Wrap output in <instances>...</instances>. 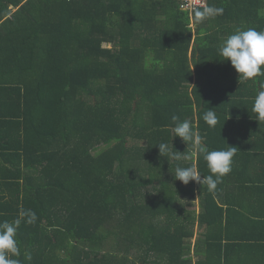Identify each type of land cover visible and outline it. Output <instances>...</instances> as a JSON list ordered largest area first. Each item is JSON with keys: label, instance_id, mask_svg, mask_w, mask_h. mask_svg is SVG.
<instances>
[{"label": "trees", "instance_id": "obj_1", "mask_svg": "<svg viewBox=\"0 0 264 264\" xmlns=\"http://www.w3.org/2000/svg\"><path fill=\"white\" fill-rule=\"evenodd\" d=\"M180 3L0 0V222L37 217L18 229L21 264H235L234 252L242 264L260 251L264 121L251 109L264 76L239 82L218 50L264 30V0H206L224 11L202 22L204 7ZM173 115L207 150L237 148L214 192L174 179L177 166L211 173Z\"/></svg>", "mask_w": 264, "mask_h": 264}, {"label": "clouds", "instance_id": "obj_2", "mask_svg": "<svg viewBox=\"0 0 264 264\" xmlns=\"http://www.w3.org/2000/svg\"><path fill=\"white\" fill-rule=\"evenodd\" d=\"M223 11L221 7L208 6L202 11H196L195 17L197 22H202L205 19L223 15ZM218 51L222 60L230 61L231 66L238 73L239 82L255 81V78L264 76V30L258 31L254 27L237 29L222 42ZM251 111L259 123L264 121V90L258 91L255 95ZM171 119L175 137L182 138L187 144L195 140L211 173L208 176H202L195 166H177L174 179L185 185L194 181L200 185H206L208 191L214 192L218 184L222 182V178L232 171V161L237 148L228 146L226 149L209 151L201 142L202 138L196 137L191 121L181 120L176 115H173ZM203 120L210 127H215L218 123V114L213 109H208L203 115ZM157 145L161 156L166 157L170 154L173 159H181V153L172 151L167 143L162 142ZM36 219V213L28 209L21 211L18 218L12 221L0 222V264H21L19 259L21 250L17 240L18 229L22 221L31 225ZM24 256L27 261H31V253H25Z\"/></svg>", "mask_w": 264, "mask_h": 264}, {"label": "crops", "instance_id": "obj_3", "mask_svg": "<svg viewBox=\"0 0 264 264\" xmlns=\"http://www.w3.org/2000/svg\"><path fill=\"white\" fill-rule=\"evenodd\" d=\"M197 212L199 211V206L196 205L193 207ZM264 220V218H260L259 222H262ZM238 239H240V237L242 236V233L240 231L236 232ZM198 238L197 232L195 234V237L192 239V244H195L196 240ZM257 240L251 241V244H254L256 246V249L260 251L253 254H246V256L244 255V257L242 256L243 259V263L242 264H247V262H245V260L249 261L250 258H252V262L251 264H264V237L261 238L260 236H257ZM227 244H230L231 246H236V245H242L244 243H242L240 240H230L229 242H227ZM232 259L235 261V264H238L239 262V254L237 252H234L232 254ZM196 258H194V262L192 264H195L196 262Z\"/></svg>", "mask_w": 264, "mask_h": 264}, {"label": "built area", "instance_id": "obj_4", "mask_svg": "<svg viewBox=\"0 0 264 264\" xmlns=\"http://www.w3.org/2000/svg\"><path fill=\"white\" fill-rule=\"evenodd\" d=\"M206 0H181L180 7L182 10L193 11L198 7H205Z\"/></svg>", "mask_w": 264, "mask_h": 264}, {"label": "rangeland", "instance_id": "obj_5", "mask_svg": "<svg viewBox=\"0 0 264 264\" xmlns=\"http://www.w3.org/2000/svg\"><path fill=\"white\" fill-rule=\"evenodd\" d=\"M190 203H193L194 206H196V205L198 204V197H196V200H195V201H192V202H190Z\"/></svg>", "mask_w": 264, "mask_h": 264}]
</instances>
